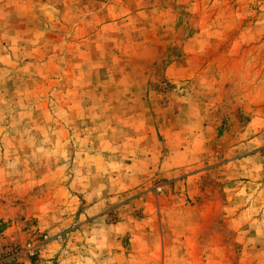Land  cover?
I'll return each instance as SVG.
<instances>
[{
  "label": "rangeland",
  "instance_id": "374dc122",
  "mask_svg": "<svg viewBox=\"0 0 264 264\" xmlns=\"http://www.w3.org/2000/svg\"><path fill=\"white\" fill-rule=\"evenodd\" d=\"M264 0H0V264H264Z\"/></svg>",
  "mask_w": 264,
  "mask_h": 264
},
{
  "label": "crops",
  "instance_id": "0c3cea01",
  "mask_svg": "<svg viewBox=\"0 0 264 264\" xmlns=\"http://www.w3.org/2000/svg\"><path fill=\"white\" fill-rule=\"evenodd\" d=\"M262 218H263V226H264V213L262 212Z\"/></svg>",
  "mask_w": 264,
  "mask_h": 264
}]
</instances>
